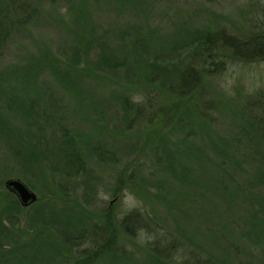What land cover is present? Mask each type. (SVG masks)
I'll return each mask as SVG.
<instances>
[{"label":"rangeland","instance_id":"1","mask_svg":"<svg viewBox=\"0 0 264 264\" xmlns=\"http://www.w3.org/2000/svg\"><path fill=\"white\" fill-rule=\"evenodd\" d=\"M263 26L264 0H0V196L37 195L0 264H264V60L220 43Z\"/></svg>","mask_w":264,"mask_h":264},{"label":"trees","instance_id":"2","mask_svg":"<svg viewBox=\"0 0 264 264\" xmlns=\"http://www.w3.org/2000/svg\"><path fill=\"white\" fill-rule=\"evenodd\" d=\"M209 42H207V43H209ZM220 43H221L222 50L223 51L228 50L227 52H230L231 55L235 58L245 60V61L264 60V26L260 29V32H255L246 38L239 39V38L227 36L226 38L225 37L221 38ZM98 61H99V64L101 66L103 65L102 67L107 66L109 68L114 69V71L116 70V68H119V67H120V69L124 67V70L129 69V66L125 61L122 63H118V62H116L115 58H113L110 54L105 55V50L100 51V53L98 55ZM174 70L177 73H175ZM150 75L157 77V78L159 76L161 79V83L164 85L167 84L168 86H171L174 84L173 83L174 81L177 82L176 86L180 87V89H181L180 91L182 93H185L186 91L189 92L191 90H194L200 81V76L198 73L192 72L189 70L188 71H182V72L178 73L177 68L174 65L168 66L167 64L160 65L158 63H151L150 64ZM170 81L173 84L170 83ZM252 124L255 126V128H258L257 127L258 125L256 123L252 122ZM252 124H250V126L254 129V126H252ZM243 131L247 134L250 133L246 127H243ZM73 153H74V155L76 154L75 152H73ZM260 154H261V156L264 155L262 153H260ZM262 157L264 158V156H262ZM74 158H75V156H74ZM64 161H66V160H64ZM74 161H75L74 159H72L70 162H69V160H67V162L69 163L67 165V168L70 171V173H69L70 179H72L71 173L72 172L77 173V170H78V166L76 164H74ZM262 162H264V161H262ZM258 183H255V184L257 185ZM261 184H262V189L261 188L257 189V190H261V193H259L258 191L256 192L260 195L262 194V192L264 194V170H263V178L260 181V185ZM260 185H259V187H260ZM163 192H164V189L162 188L161 185H159V191H158L157 195H159ZM3 198L4 197H1L0 204L2 202H4L5 199L6 200H5V204L0 206V231H2L0 234H3L5 229H6L5 228L6 227L5 222L10 221L11 218H13L14 216L17 218V216L15 214L18 212L20 213V210L22 209V206L19 204V202L17 200H15V199L10 200L7 198H4V200H3ZM249 203L250 204H248L247 207L245 206V208L243 209L242 213H244V215H242V213H241L240 218H241V220H243L245 213H246L247 217L245 219L249 220V221H247V224L250 225L252 228L258 229V226H260V224L264 221V216L262 215V213H260V210L257 207L252 208V206L256 204L254 201L251 200ZM29 218L31 220L30 216H29ZM31 221H32V223H31L32 227H36L38 225L36 223V219H32ZM42 225H45V223H42ZM253 234L254 233L250 232V235H253ZM229 239H230V235H229ZM0 247H2V246H0ZM227 249H229V248H227ZM243 251H244V249H242V252ZM210 264H216V262H212Z\"/></svg>","mask_w":264,"mask_h":264},{"label":"water","instance_id":"3","mask_svg":"<svg viewBox=\"0 0 264 264\" xmlns=\"http://www.w3.org/2000/svg\"><path fill=\"white\" fill-rule=\"evenodd\" d=\"M5 188L11 192L18 200L21 206L27 207L36 201V193L20 178L10 177L4 182ZM118 199L115 196L110 200L109 206Z\"/></svg>","mask_w":264,"mask_h":264}]
</instances>
